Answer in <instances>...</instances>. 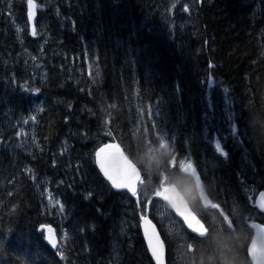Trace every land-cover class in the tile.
Here are the masks:
<instances>
[{
  "label": "trees",
  "instance_id": "1",
  "mask_svg": "<svg viewBox=\"0 0 264 264\" xmlns=\"http://www.w3.org/2000/svg\"><path fill=\"white\" fill-rule=\"evenodd\" d=\"M32 3L35 26L28 0H0V264H154L139 228L142 210L152 206L113 190L84 156L115 139L132 158L151 151L155 186L169 177L182 187L192 180L184 166L195 122L211 141L227 127L210 173L221 205L242 200L246 223L264 222L241 191L264 189V0H198L189 15L190 1ZM40 47L42 74L26 75L20 63ZM216 89L224 91L221 107ZM33 113L30 146L22 128ZM43 183L70 216L59 228L66 234L59 253L41 230L53 224L42 222ZM209 227L206 239L192 237L205 251L200 264H250L245 238L228 255L220 227ZM222 227L237 238V227Z\"/></svg>",
  "mask_w": 264,
  "mask_h": 264
},
{
  "label": "rangeland",
  "instance_id": "2",
  "mask_svg": "<svg viewBox=\"0 0 264 264\" xmlns=\"http://www.w3.org/2000/svg\"><path fill=\"white\" fill-rule=\"evenodd\" d=\"M179 1L180 0H174V4H177ZM189 1H190V5H191L190 7L192 8V10H194L195 7L193 6V2L196 3L198 0H189ZM186 13L188 14L187 11H186ZM177 16L181 17V22H184V21H182V18L185 19V14L183 12L180 11V14H178ZM187 18L188 17L186 15V19ZM40 42L43 43V38H42V40H40ZM38 50H37L38 52L32 51L29 54H27L28 57L25 59L26 62L28 63L27 65H25L23 62L20 63V66H22L24 68L23 70H24L26 75H28V72H30V75L33 74L35 76H40L42 74L41 70L39 71V69H40V66H42L43 64L39 63L38 58L41 59V55H42L43 50L41 47ZM9 58H11V57H9ZM30 58L32 59L31 61H29ZM28 69H29V71H28ZM130 91H132V93H133V90L130 88V89H128V94ZM216 92H217V89L214 91V93H216ZM132 93L130 92V94H132ZM222 99H223V97L221 96V98L218 99V104L221 103ZM128 104H129V102H128ZM127 110H128V108H127ZM128 113H130V111H128ZM195 119H196V116H195ZM197 123L198 122H195L194 127H193V123H191V125L189 126L190 131H187L188 130V127H187V130H186L187 131L186 134L188 136L187 139L192 144L191 149L192 150L194 149V151L197 152L198 158L201 157L199 154L206 155V156L202 157V164H203L202 169L204 170V172L207 175L212 176V175H210V173H212L211 170L215 171L217 168V165L214 164V159H216V156H210L213 153L211 148L209 150L207 142H205V140H203V139L201 140V137H204L207 140L209 134L205 132V129L202 126L199 127V129L197 128L198 130L195 129ZM224 127L225 128H223V133H226L227 127L226 126H224ZM200 130H202V131H200ZM223 136H225V135H223ZM261 137H264V131L262 132ZM225 138H226V136H225ZM257 139H259V138H257ZM25 141L28 142L27 143L28 145L35 146V144L33 143V141H34L33 132L32 133H30L29 131L25 132ZM193 143H195V145H193ZM257 144L258 143H252L251 145L256 147ZM258 145L260 146V142ZM67 147L69 148L68 143H67ZM137 157L139 158L140 164H142L148 170V173H149V171L151 172L152 162H153V160H156V159H154L151 151L143 150L141 152H138ZM84 161L87 164H90L93 161V155L88 152V154H86L84 156ZM212 177H214V176H212ZM47 184L48 183H43L42 189H44ZM148 185H149L148 189L150 191L153 190L151 179H148ZM212 187L214 189L216 188V182H215L214 178H212ZM248 191H249V193H248ZM248 191H247V194H248V196H250L253 193V191H251V190H248ZM45 195H46L45 203L47 204V206H50V207L52 206V209L57 208V207L60 208L59 205L61 204V202L58 200L57 197L53 196V194H51L49 191L46 192ZM241 202H242V200H241ZM241 202L240 201L235 202L233 207H240L241 206L240 208L244 209V204ZM236 203H238V204H236ZM155 207H156L155 208V215L158 217L161 225L163 226L165 231L168 233V236L171 237V243L173 244V251H174V258H175L176 254H178V252L181 248L180 242L182 241L183 238H185V236L183 235L182 225L180 224L178 219L174 216V214L172 213V211L170 210V208L167 205H165L161 201H155ZM236 211L238 212L239 209H236ZM245 216H246V214H245ZM210 220L213 223L215 228L220 227V223H219V220L217 217L210 216ZM52 229L53 228L50 226H45V227H43L42 231H43V233H47L48 231H50ZM61 231H62V229H61ZM58 237L60 239V242L64 240V234H59ZM221 243L223 245H225L226 247L228 245V248H226L224 250L227 253L229 252L230 248H233V242L232 241H225V242H221ZM217 252H218V249H217ZM204 254H205V251L202 248H200L198 255L192 260V262L186 263V264H200V261H201ZM215 254H217V253H215ZM230 255H232V254L230 253ZM236 255H237V253L233 254L232 258H235ZM221 258L224 259V255H221ZM189 259H190V257H188V256L185 257L184 254H181L177 258L178 262L181 264L185 263V260L189 261ZM227 261H229L228 258L225 259L224 263L227 264ZM238 262H240V261H238Z\"/></svg>",
  "mask_w": 264,
  "mask_h": 264
},
{
  "label": "water",
  "instance_id": "3",
  "mask_svg": "<svg viewBox=\"0 0 264 264\" xmlns=\"http://www.w3.org/2000/svg\"><path fill=\"white\" fill-rule=\"evenodd\" d=\"M29 9H30L29 18H30V21L33 23L36 19L35 6L30 5ZM101 149H105V152L101 153V156L99 158L96 156V162L98 161V159L102 160L105 158V156H107L111 164V167L116 169L117 171H122L125 174L126 185L128 187V191L132 194H136L138 191L139 182L142 177V173L139 170L138 166L131 159H129V157L125 154L124 150L122 149L121 146H119L118 143L103 146L98 150V152H100ZM97 167L99 171L102 173V175L104 176V173L101 170L98 162H97ZM105 179L108 180L106 177ZM119 190H127V189L122 188ZM162 198L172 206V208L175 210L176 213H177L176 208L179 207L181 211H183L187 215L192 216L193 219H196V218L198 219L196 221L197 225L193 224V227L196 228V230L192 231L190 229L192 232L198 234L201 237H204L207 235L206 227L203 225L199 217L195 214V212L188 205L183 194L179 191L177 187L166 189L162 193ZM256 206L259 208L261 212L264 213V192L260 193ZM177 215L180 218H182L178 213ZM145 220L150 221V223H145ZM255 225L259 227H254V238H253L252 243L249 246V256L253 264H257V260L254 258V255L264 258V246H261V244L256 239L257 232L260 230L264 231V226L260 223H256ZM141 227H142V233L144 236V240L146 242L147 248L149 250V253L154 263L155 264H167L166 244L157 226L155 225V223H153L149 218H144L141 223ZM49 236H50V242H51L52 247H53V243L55 244V247H53L55 249L57 246V239L55 237V234L50 233ZM153 249H155L160 256V261L158 262L153 255Z\"/></svg>",
  "mask_w": 264,
  "mask_h": 264
},
{
  "label": "snow or ice",
  "instance_id": "4",
  "mask_svg": "<svg viewBox=\"0 0 264 264\" xmlns=\"http://www.w3.org/2000/svg\"><path fill=\"white\" fill-rule=\"evenodd\" d=\"M28 3L31 5L32 4V0H28ZM185 11H187V9H185ZM19 31V29H18ZM35 34V33H34ZM217 150L221 151L219 144H217ZM105 149H101L100 152L96 153V156L99 158L101 156V153H104ZM221 154H223L221 152ZM100 165L101 170L104 173V176L111 182V185L114 189H127L128 191V187L126 185V176L122 171H117L116 169L111 167V164L108 160V157L105 156L104 159H98L97 161ZM189 167H191V165H189ZM61 211H63V209L61 208ZM177 213L184 219V221L187 224V227L189 229H191L192 231H195L196 228L193 227V224H196V221L198 220L193 219L192 216L187 215L186 213H184L183 211H181V209L179 207L176 208ZM142 219H144L142 217ZM145 223H150V221L145 220ZM252 227H259L257 225H252ZM256 239L257 241L261 244V246H264V231L260 230L257 232L256 234ZM53 247H55V244L53 243ZM153 255L156 258L157 262L160 261V256L158 254V252L153 249ZM254 258L257 260V264H264V258L259 257V256H255Z\"/></svg>",
  "mask_w": 264,
  "mask_h": 264
},
{
  "label": "bare ground",
  "instance_id": "5",
  "mask_svg": "<svg viewBox=\"0 0 264 264\" xmlns=\"http://www.w3.org/2000/svg\"><path fill=\"white\" fill-rule=\"evenodd\" d=\"M41 48H43V47H41ZM43 51H44V49H42ZM43 51H42V55H43ZM33 77H37V76H35V75H33ZM214 93V92H213ZM214 96H215V98H217V101H216V103H218V99L219 98H221V96L222 97H224V91L223 90H221V89H217V92L216 93H214ZM222 104H223V99H222V101H221V103L220 104H218L219 105V107H221L222 106ZM203 124V123H202ZM23 129V128H22ZM204 129H205V131H206V129H207V127H204ZM30 132V131H29ZM207 133V132H206ZM25 141V140H24ZM28 141V140H27ZM30 141V140H29ZM26 143H28V142H26ZM54 152H56V151H54ZM58 153H60V155L62 154L61 153V150H58ZM64 154V153H63ZM68 155H70V152H68L67 153ZM65 156H66V154H65ZM70 157V156H69ZM57 159V158H56ZM55 159V160H56ZM79 160V159H78ZM77 161V160H76ZM79 162V161H78ZM84 164V163H83ZM85 164H87L86 162H85ZM94 164V163H93ZM30 166V165H29ZM88 165H84L83 167H87ZM56 169H58V168H56ZM85 169V168H84ZM33 170V169H32ZM28 171H30V170H28ZM34 171V170H33ZM48 172V171H47ZM99 173V172H98ZM30 174V173H29ZM53 175V174H52ZM33 176V175H32ZM34 177V181L36 180L35 179V176H33ZM63 177V176H62ZM44 179V178H43ZM46 180V179H45ZM50 181V180H49ZM65 182V181H64ZM76 182V181H75ZM64 184H66V183H64ZM37 186V185H36ZM52 189V191H53V188H51ZM55 190V189H54ZM43 191V190H42ZM65 191V190H64ZM76 192V191H75ZM38 193V192H37ZM56 193V192H55ZM62 196V195H61ZM58 198V200L61 202V204L59 205L60 206V208L59 207H57L56 209H53L52 210V206L50 207V206H47V209H44V213H42V217H43V221L42 222H44L45 221V219L46 218H48V217H51L52 218V222H53V224H51V227L53 228V229H56L57 228V226H61V225H64V220L66 221V222H69V220H70V216H69V214H67V212H65V210H64V208H62L63 209V211H61V207L62 206H64L63 205V202H62V200L63 199H61V198H59V197H57ZM41 200V199H40ZM43 204V203H42ZM66 205V204H65ZM44 208V207H43ZM46 208V207H45ZM67 209V208H66ZM41 222V223H42ZM39 225V224H38ZM42 233H43V231H42ZM72 233H73V230H72ZM44 234V236H45V234L46 233H43ZM78 237V236H77ZM72 240V239H71ZM70 240V241H71ZM77 240V239H76ZM67 246V245H66ZM65 248V247H64ZM62 252V251H61ZM59 253V252H58ZM66 255H67V253H66ZM69 256V255H68ZM66 258V257H65ZM69 258V257H68ZM65 261H67V260H65ZM64 263V262H63ZM67 263V262H66Z\"/></svg>",
  "mask_w": 264,
  "mask_h": 264
},
{
  "label": "clouds",
  "instance_id": "6",
  "mask_svg": "<svg viewBox=\"0 0 264 264\" xmlns=\"http://www.w3.org/2000/svg\"><path fill=\"white\" fill-rule=\"evenodd\" d=\"M227 264H239V262L236 261L235 259H232V260L227 261Z\"/></svg>",
  "mask_w": 264,
  "mask_h": 264
}]
</instances>
